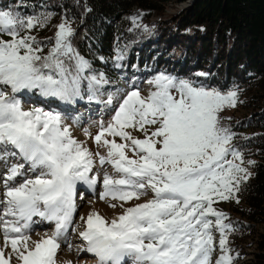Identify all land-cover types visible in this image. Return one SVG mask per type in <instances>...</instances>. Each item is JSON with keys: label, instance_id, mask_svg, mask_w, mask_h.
I'll list each match as a JSON object with an SVG mask.
<instances>
[{"label": "snow or ice", "instance_id": "1", "mask_svg": "<svg viewBox=\"0 0 264 264\" xmlns=\"http://www.w3.org/2000/svg\"><path fill=\"white\" fill-rule=\"evenodd\" d=\"M51 17L0 9V264H56L59 238L76 213L77 185L95 191L98 183L100 199L123 211L110 221L98 212L80 217L79 235L97 264H234L233 225L214 205L237 199L250 175L232 143L235 133L220 117L237 105L238 91L160 73L148 81L154 87L147 95L116 89L101 100L109 81L74 46L67 19L47 42L33 34ZM123 58L117 50L115 59ZM25 90L68 102L86 93L89 102L109 107L115 99L111 119L94 137L104 154L73 138L59 113L25 110L17 95ZM97 163L113 172L101 179L93 172ZM34 217L54 223V232L32 240Z\"/></svg>", "mask_w": 264, "mask_h": 264}, {"label": "trees", "instance_id": "2", "mask_svg": "<svg viewBox=\"0 0 264 264\" xmlns=\"http://www.w3.org/2000/svg\"><path fill=\"white\" fill-rule=\"evenodd\" d=\"M186 1L0 0V9L52 13L45 33L37 35L45 42L54 37L61 20L73 21L74 46L99 72H110L108 60L123 46L133 51L131 65L141 59L149 69L164 68L208 87L259 94L263 99L250 113L234 115L225 124L235 133V148L253 162V174L239 185V202L234 199L235 205L222 211L234 229L229 235L231 255L240 258L239 248L251 240L254 248L247 263L264 264V0H192L180 14L147 23L149 27L119 24L134 8L147 11L144 18L149 21L168 2Z\"/></svg>", "mask_w": 264, "mask_h": 264}, {"label": "rangeland", "instance_id": "3", "mask_svg": "<svg viewBox=\"0 0 264 264\" xmlns=\"http://www.w3.org/2000/svg\"><path fill=\"white\" fill-rule=\"evenodd\" d=\"M192 3V0H188L186 2L174 3L168 2L165 6V10L161 14L152 13L149 17V21H146L144 15L147 11L134 8L132 12L127 13L122 16L119 24L124 26H142L149 27L148 25L156 22V21H164L169 17H174L175 15L180 14L182 10L187 8ZM126 16V17H125ZM61 20L58 24H60ZM68 20V19H67ZM72 27L74 28V23L71 20H68ZM149 23V24H147ZM46 30V29H45ZM44 29L33 30L34 35H40L45 33ZM57 31V28H56ZM56 33V32H55ZM8 39V37H4ZM120 52L123 53L124 58L120 61H117L114 58L109 59V73L107 72H99L98 70H94L96 73H104L109 83L104 86L102 89L104 95L100 97L101 100L107 99L109 93H113L115 95V90L120 89L121 93L132 90L133 88H139L142 95H147L150 90L153 89V85L149 84L148 81L155 77L160 73L170 74L178 77L177 75L168 72V70H164V68H156L149 69L146 67L145 63L140 62L134 63L131 65L129 63V57L132 56L130 49H125L123 46L119 49ZM48 47L44 48V53L47 54ZM133 52V51H132ZM117 54V52H116ZM102 56H99L100 60ZM135 58L138 60L139 55L136 54ZM167 64L165 63V66ZM180 78V77H178ZM221 92H227L229 90H220ZM18 95V98L21 100L22 106L25 110H30L32 108H42L44 111H51L54 113H59L63 118V121L66 125L70 127L73 138L78 141L83 142L92 152H101L104 154L105 150L103 148H98L97 144L94 141L95 135L99 132V125L103 121L107 123L112 116L113 107L117 103L114 99L113 107H109L104 105L103 103H97L95 101L89 102L87 100V94L85 93L84 99H76L73 102H68L65 100H61L57 97H45L40 95L38 90L33 91H23ZM263 98H260L259 94L252 93L246 95H240L238 93V103L235 107H226L221 113L220 117L222 123L228 124L229 119L232 116H244L250 111H252L257 103H260ZM74 104V106L70 105ZM76 105V106H75ZM85 130L92 134L91 137L85 134ZM133 135L143 139V133L139 131H133ZM110 139V137H109ZM118 142H119V138ZM131 155V153H129ZM15 162H23V161H15ZM240 163V161H236ZM27 167V166H26ZM242 167L247 168L248 176L251 177L253 174L252 163L245 160L243 157ZM101 171V172H100ZM93 172H99L100 177L102 179L105 172L111 174L113 169L108 167V165H104L101 167L99 163L96 164V167L93 169ZM3 175V166L0 165V177ZM243 175V174H242ZM20 178H17V182H19ZM88 188L83 186L82 184L77 185V194H76V204L77 209L74 214L72 226L67 230V232L59 238L60 248L57 251L56 255V264H71L70 261L72 258L76 261V264H97V258L94 254L86 251L87 242L84 241L79 233L85 230V223L80 219L81 216L87 218L89 213L98 212L102 216L106 217L109 221L118 215L122 214L123 209L117 207L112 208L109 206L107 201L100 199V194L103 191L102 185L97 184L95 191L90 193L88 192ZM0 192H2V188H0ZM2 198V197H0ZM151 195L148 197L142 198L140 201H131L124 205V207H129L134 205L135 203H142L146 199H150ZM112 203H118L117 201H113ZM235 205L234 199H230L229 201H219L214 206L218 208L220 211L230 208ZM239 207H243L242 204ZM34 223L32 224L30 235L32 240H39L41 237L45 235H51L55 230V224L50 223L48 221L44 222L40 217L33 218ZM260 227V226H259ZM219 233H216V240H219ZM251 240H248L243 244L241 248H239L242 253L240 254V258H236L234 260V264H248L247 260L251 257V251L254 246H250ZM70 245V247H69ZM219 249L217 248L216 253L213 255L212 259H215L219 256ZM234 256V255H233ZM235 257V256H234ZM92 260V261H91ZM71 262V263H70ZM13 264H17L14 260Z\"/></svg>", "mask_w": 264, "mask_h": 264}, {"label": "bare ground", "instance_id": "4", "mask_svg": "<svg viewBox=\"0 0 264 264\" xmlns=\"http://www.w3.org/2000/svg\"><path fill=\"white\" fill-rule=\"evenodd\" d=\"M126 17V16H125ZM70 105H72V106H74V104H70ZM76 106V105H75ZM101 172V171H100ZM83 185V184H82ZM84 187H85V185H83ZM87 187V186H86ZM89 192H86V193H92V192H94V191H91V190H88ZM43 221V226H44V222H45V220H42ZM0 242H2V241H0ZM71 262V264H76V261L72 258L71 260H70ZM92 261V260H91Z\"/></svg>", "mask_w": 264, "mask_h": 264}]
</instances>
